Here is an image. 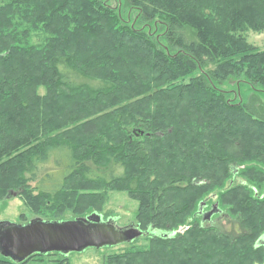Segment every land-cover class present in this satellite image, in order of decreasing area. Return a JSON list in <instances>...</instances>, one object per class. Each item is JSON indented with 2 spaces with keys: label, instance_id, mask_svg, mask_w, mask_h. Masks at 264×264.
I'll list each match as a JSON object with an SVG mask.
<instances>
[{
  "label": "trees",
  "instance_id": "obj_1",
  "mask_svg": "<svg viewBox=\"0 0 264 264\" xmlns=\"http://www.w3.org/2000/svg\"><path fill=\"white\" fill-rule=\"evenodd\" d=\"M124 2L145 21L158 17L155 0ZM257 2L243 1L240 16L261 29ZM116 5L0 0V199L81 210L122 186L152 232L104 264H264V106L256 92L235 102L219 85L239 70L236 53L187 37L175 13L163 19L162 41ZM250 57L264 78V49ZM205 198L232 229L201 220ZM37 254L0 264H70Z\"/></svg>",
  "mask_w": 264,
  "mask_h": 264
},
{
  "label": "rangeland",
  "instance_id": "obj_2",
  "mask_svg": "<svg viewBox=\"0 0 264 264\" xmlns=\"http://www.w3.org/2000/svg\"><path fill=\"white\" fill-rule=\"evenodd\" d=\"M155 1L158 5V17L152 21L143 20L138 10L125 5L124 0H110V3L117 4L116 6L126 23L138 28H145L162 41H164L163 32L165 27L163 19L168 14L175 13L184 23L183 31L187 37H208L217 41L219 50L222 53H236L232 55V59L237 63L239 70L227 79L222 80L219 85L228 90L235 102H245L252 92H256L264 106V78L253 73L254 69L257 68V63L255 57H250L253 52L264 49V28L255 29L242 20L244 17L240 15L244 12L242 2L245 0H198L195 6L192 5L190 0ZM224 4H228V6L229 4H237L242 7L235 16H229L226 14L227 9ZM262 5L264 3L259 0L255 9L259 10ZM196 73H199V69L187 73L183 79L188 80ZM255 78H258L259 81L255 82ZM211 202L209 201L208 204ZM137 204L136 199L122 189V186L108 189L106 197L102 200L99 208L88 207L81 210L67 208L62 211L48 209L33 211L24 204L20 196L13 193L10 197L0 199V222L9 221L22 224L36 217L43 220L84 219L87 214L95 211L101 214L103 221L111 219L116 227H125L130 224L137 226L140 233L130 241L102 246H87L80 251H70L66 254L57 251L39 252L41 254L34 257L37 260L36 262L50 263L56 258L66 256L70 264H104V260L109 254L121 252L131 245L141 244L148 240L149 233L152 231L149 229L144 230L136 221ZM219 214L220 216L216 217L214 215L211 218V220L214 219L212 222L221 221L224 228L232 229L230 224L226 222L227 215L224 213ZM1 257L5 256L0 253Z\"/></svg>",
  "mask_w": 264,
  "mask_h": 264
},
{
  "label": "water",
  "instance_id": "obj_3",
  "mask_svg": "<svg viewBox=\"0 0 264 264\" xmlns=\"http://www.w3.org/2000/svg\"><path fill=\"white\" fill-rule=\"evenodd\" d=\"M206 201L207 198L198 203L197 213L202 221H210L214 214L221 212L217 201L204 208ZM139 233L137 226L116 227L111 219L103 221L101 214L95 211L84 219L43 220L36 217L22 224L1 221L0 253L11 260L21 261L34 252L66 254L87 246L130 241ZM256 243L264 244V233Z\"/></svg>",
  "mask_w": 264,
  "mask_h": 264
},
{
  "label": "flooded vegetation",
  "instance_id": "obj_4",
  "mask_svg": "<svg viewBox=\"0 0 264 264\" xmlns=\"http://www.w3.org/2000/svg\"><path fill=\"white\" fill-rule=\"evenodd\" d=\"M208 207H209V206H207V207L205 206L204 208H208Z\"/></svg>",
  "mask_w": 264,
  "mask_h": 264
}]
</instances>
